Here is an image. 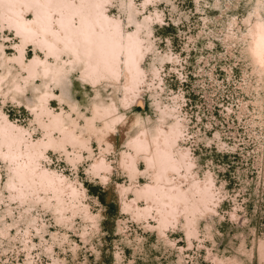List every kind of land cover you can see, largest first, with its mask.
Returning <instances> with one entry per match:
<instances>
[{
	"label": "clouds",
	"instance_id": "9594fccd",
	"mask_svg": "<svg viewBox=\"0 0 264 264\" xmlns=\"http://www.w3.org/2000/svg\"><path fill=\"white\" fill-rule=\"evenodd\" d=\"M0 264H264V0H0Z\"/></svg>",
	"mask_w": 264,
	"mask_h": 264
},
{
	"label": "rangeland",
	"instance_id": "374dc122",
	"mask_svg": "<svg viewBox=\"0 0 264 264\" xmlns=\"http://www.w3.org/2000/svg\"><path fill=\"white\" fill-rule=\"evenodd\" d=\"M92 191L94 193H96L97 195H99L101 201L104 202V194L103 193H100L98 189H92ZM109 211H110V214H115V212L117 211V209H116V207L114 205H109ZM108 227L111 228L112 225L109 224Z\"/></svg>",
	"mask_w": 264,
	"mask_h": 264
}]
</instances>
